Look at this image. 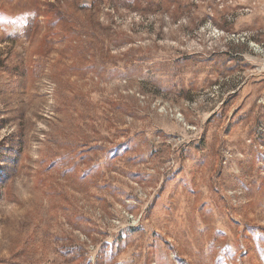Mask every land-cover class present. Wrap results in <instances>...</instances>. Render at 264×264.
<instances>
[{
  "label": "rangeland",
  "instance_id": "rangeland-1",
  "mask_svg": "<svg viewBox=\"0 0 264 264\" xmlns=\"http://www.w3.org/2000/svg\"><path fill=\"white\" fill-rule=\"evenodd\" d=\"M0 264H264V0H0Z\"/></svg>",
  "mask_w": 264,
  "mask_h": 264
}]
</instances>
